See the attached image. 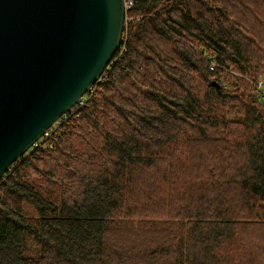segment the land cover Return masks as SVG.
<instances>
[{
  "label": "trees",
  "instance_id": "obj_1",
  "mask_svg": "<svg viewBox=\"0 0 264 264\" xmlns=\"http://www.w3.org/2000/svg\"><path fill=\"white\" fill-rule=\"evenodd\" d=\"M133 2L0 178V264H264V0Z\"/></svg>",
  "mask_w": 264,
  "mask_h": 264
},
{
  "label": "water",
  "instance_id": "obj_2",
  "mask_svg": "<svg viewBox=\"0 0 264 264\" xmlns=\"http://www.w3.org/2000/svg\"><path fill=\"white\" fill-rule=\"evenodd\" d=\"M124 16V0H0V178L101 78Z\"/></svg>",
  "mask_w": 264,
  "mask_h": 264
},
{
  "label": "built area",
  "instance_id": "obj_3",
  "mask_svg": "<svg viewBox=\"0 0 264 264\" xmlns=\"http://www.w3.org/2000/svg\"><path fill=\"white\" fill-rule=\"evenodd\" d=\"M133 3H134L133 0H124L125 16H124V23H123V25H126V23L129 20L132 19V18H130V17L127 16V10L132 7ZM117 50H118L117 56H121L122 53L125 51V42H124V37H123V31H122L121 41H120V44H119ZM117 50H116V52H117ZM212 67L213 66L210 65V68L211 69H212ZM252 84L264 96V78H259L257 81L252 82ZM91 91H92V86H90L89 89L86 92H89L90 93ZM84 94L78 100V102L81 103V104L84 101V99H83ZM48 130H50V127L44 132V134L40 137V139L38 141L42 140L43 136H47L48 135Z\"/></svg>",
  "mask_w": 264,
  "mask_h": 264
}]
</instances>
